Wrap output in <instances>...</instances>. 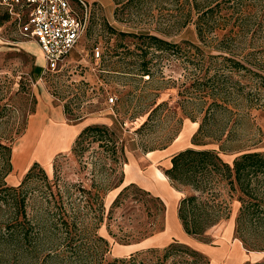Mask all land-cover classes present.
<instances>
[{"label":"rangeland","instance_id":"rangeland-1","mask_svg":"<svg viewBox=\"0 0 264 264\" xmlns=\"http://www.w3.org/2000/svg\"><path fill=\"white\" fill-rule=\"evenodd\" d=\"M83 1L85 34L57 70L44 71L38 44L21 36L11 18L0 24V264H264V221L246 224L245 244L234 232L238 193L224 182L214 191L228 217L203 235L185 236L179 221L182 234L170 243L132 246L162 228L170 199L177 212L181 197L193 193L175 192L159 176L169 168L168 150L219 147L202 136L200 144L192 141L211 101L202 98V77L223 87L215 98L238 116L221 158L232 162L239 149L264 152V0ZM140 34L178 45L176 53L149 49L150 78L133 70ZM100 117L115 131V159L99 141L73 153L79 132L51 156L72 136L67 128L49 130L58 133L51 134L49 156L32 159L48 120L74 125ZM129 162L142 177L112 204Z\"/></svg>","mask_w":264,"mask_h":264},{"label":"trees","instance_id":"trees-1","mask_svg":"<svg viewBox=\"0 0 264 264\" xmlns=\"http://www.w3.org/2000/svg\"><path fill=\"white\" fill-rule=\"evenodd\" d=\"M0 8L2 9L0 10V24H2L11 17L4 8ZM12 23L16 27L13 20ZM197 30L198 34L201 35V28L198 24ZM139 36L142 38L140 61L137 62L133 70L141 78L145 75L150 78L152 76L149 66L151 60L146 58L149 49L153 48L157 52L172 51L176 53L178 45L156 35L140 34ZM146 39L148 42H146ZM194 47L199 49L198 46ZM229 61L239 68L249 70L240 61L234 59H229ZM34 71L38 74L40 68H35ZM260 77L264 79V76L260 75ZM213 82L211 78L203 79L202 77V90H200L202 91V98L207 96L211 98V101L205 108V114L192 136V141L195 144H200L198 140L200 136L203 139H214L219 142L218 149L224 151L228 149L225 143L233 137V128L237 123L238 116L232 118L228 114L231 111L215 98V95L221 94L223 87ZM165 104V102H161L152 108L147 120L143 122L140 129ZM218 112L223 113V115L218 117ZM230 119H232V122L229 123ZM116 139L115 131L107 126L88 125L76 136L71 151L73 153L78 152L83 148L84 142L99 141V145L103 146L105 151L107 150L113 156L112 158L115 159L117 151L115 146ZM235 152L239 154L233 158L231 164L220 157L218 150L210 148L187 147L171 156V166L164 170V174L176 189L182 190L189 187L193 190V193H188L181 197L177 207V216L183 230L187 234L201 236L220 219L228 217L229 213L225 214L227 207L225 201L220 199L219 194L214 191V187L220 182H224L227 185L231 194L238 193L237 200L240 202V208L235 218L234 232L240 236L245 244L244 233L246 224L251 220L264 221V193L258 192L264 184V152L246 151L243 149ZM37 165V163H34L29 168L25 178L29 177L33 168ZM132 186L135 185L130 183L122 187L112 204H115ZM86 192L88 193L89 191L86 190ZM159 207L164 209L161 201ZM64 223L67 224L66 221ZM192 252L194 254L198 253L195 250H192ZM132 257L134 258V255L130 257L129 262L133 261ZM260 263L257 262L255 264Z\"/></svg>","mask_w":264,"mask_h":264},{"label":"built area","instance_id":"built-area-1","mask_svg":"<svg viewBox=\"0 0 264 264\" xmlns=\"http://www.w3.org/2000/svg\"><path fill=\"white\" fill-rule=\"evenodd\" d=\"M21 36L34 39L42 53L44 71L63 67L86 30L83 0H0ZM112 100V98H110Z\"/></svg>","mask_w":264,"mask_h":264},{"label":"crops","instance_id":"crops-1","mask_svg":"<svg viewBox=\"0 0 264 264\" xmlns=\"http://www.w3.org/2000/svg\"><path fill=\"white\" fill-rule=\"evenodd\" d=\"M38 55H41V58H42V53L41 54L38 53ZM109 121H110L109 118H104V117L86 118V119H82V121H79L74 125H65V124L59 123L56 119L52 118V119L48 120L43 125L42 131H44L45 129H55V128L56 129H66L67 128L69 131H72V136L69 138V141L67 142V144L63 147H60V148H57L56 150H54L51 154V156H52L53 153L57 152V150L67 149L69 147L71 141L73 140L74 136L78 132H80L84 127H86L88 125H105V126H108L107 123ZM101 123H103V124H101ZM182 149H185V148L184 147L180 148L179 146H176V148H173L170 151L168 150V153H169V155L172 156L173 154H175L176 152H178ZM210 149L218 150L219 155L221 157V154L223 153V151H220L218 148H210ZM122 151H123V148H122ZM151 153L154 156L158 155L155 152H148V154H151ZM171 156L169 157V160H167V162H166V165H165L166 168L171 166V162H170ZM30 160H32V159H30ZM30 160H28V161H30ZM33 160H35V159L33 158ZM36 160H38V159H36ZM226 162H228V161H226ZM228 163L231 164L232 162H228ZM132 164H134V163L129 162V163L125 164V169H123L124 177L122 176L121 182L119 183L118 186L124 187L130 183L136 182L137 180L140 179V177H142V174H140L139 172L134 170L133 167L131 169ZM158 173H159V176L161 178L164 177L163 179H166V176L164 175L163 172L158 170ZM161 178H157L159 182L161 181L160 180ZM163 186H164L163 183H161L162 189H163ZM183 189H185V188H183ZM165 190H166V188L163 191H165ZM182 190L174 189L173 191H175V192L181 191L182 192ZM159 195H161V194H159ZM170 203H171L170 207L168 208V211L166 213V222L162 225V228H160V230L158 232L151 234L150 236L142 239L141 241L136 243V245H132V246H134V250H140V249H144V248H148V247H152V246H158V245H166V244L170 243V241L173 239V237L179 236L180 234H182V231L180 229V223L181 222L179 223L180 220H179L178 216L176 215L177 212H176V209L174 207V204L172 203V199H170ZM181 227H182V225H181ZM182 229H183V227H182ZM185 236H187L186 232H185ZM222 247L223 246H221L219 248L221 249Z\"/></svg>","mask_w":264,"mask_h":264},{"label":"bare ground","instance_id":"bare-ground-1","mask_svg":"<svg viewBox=\"0 0 264 264\" xmlns=\"http://www.w3.org/2000/svg\"><path fill=\"white\" fill-rule=\"evenodd\" d=\"M49 130H52V129H45L44 131L41 130L40 135H39V137L36 141V144H35V150H34L32 159L34 158V159H38V160H44L49 156V154L51 152V146L54 142V135H56L55 133H57L56 131L53 130L52 132H55V133H53L54 135H52V137H51L52 132H48ZM62 131H63V129H62ZM61 137H63V135ZM56 138L57 137L55 136V139ZM162 178H164V177H162ZM231 264H232V262H231Z\"/></svg>","mask_w":264,"mask_h":264}]
</instances>
